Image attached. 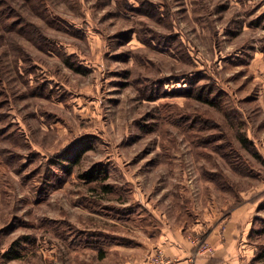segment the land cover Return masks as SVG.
<instances>
[{
	"label": "rangeland",
	"instance_id": "374dc122",
	"mask_svg": "<svg viewBox=\"0 0 264 264\" xmlns=\"http://www.w3.org/2000/svg\"><path fill=\"white\" fill-rule=\"evenodd\" d=\"M8 1L45 41L0 0V264H113L120 241L194 243L260 197L264 0ZM70 224L104 259L69 247Z\"/></svg>",
	"mask_w": 264,
	"mask_h": 264
},
{
	"label": "crops",
	"instance_id": "0c3cea01",
	"mask_svg": "<svg viewBox=\"0 0 264 264\" xmlns=\"http://www.w3.org/2000/svg\"><path fill=\"white\" fill-rule=\"evenodd\" d=\"M255 204L248 199L232 210L224 221L210 227L204 239L212 247L210 254L198 253L197 245L189 239L185 241L178 233L161 234L160 231L157 239H152L158 243L150 244L148 249L134 247L138 242L133 238L126 239V243L118 242L123 245L111 248V260L113 264H147L149 257L160 250L178 264H250L254 249L247 235L257 211Z\"/></svg>",
	"mask_w": 264,
	"mask_h": 264
},
{
	"label": "trees",
	"instance_id": "16d2710c",
	"mask_svg": "<svg viewBox=\"0 0 264 264\" xmlns=\"http://www.w3.org/2000/svg\"><path fill=\"white\" fill-rule=\"evenodd\" d=\"M3 2H5L7 9H8V15L10 16L11 13L13 12L14 15H16V19L13 20L12 22H10V24L14 27V25L21 23V28L25 29V31L27 32V35L30 37L31 40L37 41V43H42V41H45L43 34L41 33L39 26H37L35 23L29 21L23 14L22 12H20L18 9H16L13 5H11V3L8 0H1ZM27 4L29 3L32 7L35 8H42L43 11H46V6H45V0H24ZM44 13V12H42ZM44 15V14H42ZM20 29V28H19ZM41 41V42H40ZM15 47H17V52H18V58L21 61V63H28L29 61L28 59V54L23 51L18 45H15ZM21 57H24L23 61L20 59ZM17 63V61H16ZM66 63L73 68L75 71L81 72L83 69L80 65H74L72 62H68L66 61ZM22 68V66H21ZM2 74L1 69H0V75ZM200 91L198 92V94H196L195 96L197 98L200 99ZM207 101V100H204ZM207 103L209 105H212L213 102L212 101H207ZM226 121L225 123L228 124L230 129L235 128V134H236V138L238 141H240L241 145L247 149H249L251 147V142L248 141L247 136L245 135V133H241L238 132V125H234V123L232 122L233 120H231V115L228 116L227 114H224ZM224 121V120H223ZM213 127L217 128L219 127L218 124H214ZM224 136L220 137L219 139H223ZM209 141V140H208ZM207 142V140L205 141V143ZM255 156L257 154H254ZM69 167V166H67ZM85 177H87L89 179V181H94V179L97 176V171L93 170V169H89L87 170L84 174ZM212 176V175H211ZM104 189L108 192L110 191V188L108 189V186L106 185L104 187ZM236 198H239V203L237 206H241L244 203L248 202V200H244L243 197H241L240 192L238 194H236ZM251 202L256 203V208L257 210H263L264 211V191L263 193L260 195L259 198H254V199H250ZM68 225V223H66ZM59 227V226H58ZM62 234H58L61 233ZM58 235H62L65 239L67 238V241H69V247L71 249H75V250H80L82 252H85L88 249L91 250H97L98 254L103 257L106 254V251L108 248H104V246H102L103 242H102V237H98V235L96 234V232H88L85 233L83 231L77 230L75 227H73L71 224L69 225V228L64 225L63 228H59V230L57 231ZM152 236L154 234H151ZM262 235H264V219L260 218V217H254L253 220L251 221V227L248 231V235H247V240L248 242L254 243V241H252V238H254L255 241V245L251 244L254 249L253 251V256L252 259L250 261V264H264V245L263 244H258L257 239L259 237H261ZM81 252V253H82ZM78 264H86L84 261L82 260H76Z\"/></svg>",
	"mask_w": 264,
	"mask_h": 264
},
{
	"label": "built area",
	"instance_id": "2783aa9c",
	"mask_svg": "<svg viewBox=\"0 0 264 264\" xmlns=\"http://www.w3.org/2000/svg\"><path fill=\"white\" fill-rule=\"evenodd\" d=\"M195 245H197L198 253L210 254L212 252V247L204 240L197 237L194 240ZM147 264H178L177 260L164 255L160 250L150 256Z\"/></svg>",
	"mask_w": 264,
	"mask_h": 264
}]
</instances>
